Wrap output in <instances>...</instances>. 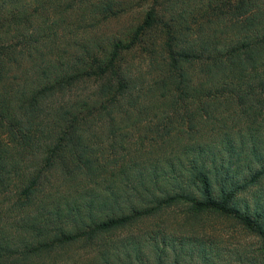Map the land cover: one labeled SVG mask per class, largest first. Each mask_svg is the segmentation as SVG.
<instances>
[{
  "label": "trees",
  "instance_id": "obj_1",
  "mask_svg": "<svg viewBox=\"0 0 264 264\" xmlns=\"http://www.w3.org/2000/svg\"><path fill=\"white\" fill-rule=\"evenodd\" d=\"M175 205L264 254V0H0V264H227Z\"/></svg>",
  "mask_w": 264,
  "mask_h": 264
},
{
  "label": "rangeland",
  "instance_id": "obj_2",
  "mask_svg": "<svg viewBox=\"0 0 264 264\" xmlns=\"http://www.w3.org/2000/svg\"><path fill=\"white\" fill-rule=\"evenodd\" d=\"M129 20L125 17L113 20L104 28V31L114 32L124 26ZM169 226L175 223L182 224L186 228H192L211 237L219 248L221 255L227 260V264L256 263L264 259L262 239L245 232L241 225L230 218L219 216L212 212H202L194 216H186L183 208L178 205L165 210L163 216ZM152 222L156 223V220ZM198 233V234H201ZM249 262V263H248ZM220 264H224L221 261Z\"/></svg>",
  "mask_w": 264,
  "mask_h": 264
}]
</instances>
